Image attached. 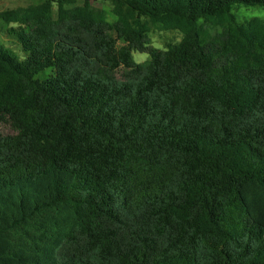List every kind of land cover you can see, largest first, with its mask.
I'll return each mask as SVG.
<instances>
[{
    "label": "trees",
    "instance_id": "trees-1",
    "mask_svg": "<svg viewBox=\"0 0 264 264\" xmlns=\"http://www.w3.org/2000/svg\"><path fill=\"white\" fill-rule=\"evenodd\" d=\"M109 1L0 14V264H264V0Z\"/></svg>",
    "mask_w": 264,
    "mask_h": 264
},
{
    "label": "rangeland",
    "instance_id": "rangeland-1",
    "mask_svg": "<svg viewBox=\"0 0 264 264\" xmlns=\"http://www.w3.org/2000/svg\"><path fill=\"white\" fill-rule=\"evenodd\" d=\"M45 1L53 2L52 10L53 13H56L57 10V0H0V14L5 11L15 10V9H24L28 7H32L35 5H40ZM66 7L79 6L83 5L85 1H88L94 7L101 8L106 13V18L109 23L116 25V18L113 16L111 9V2L109 0H62ZM232 13L234 14L236 20L239 23H244L253 18H259L264 21V6H255V7H243V6H234L232 8ZM9 27H5L4 22L0 19V41L6 46L14 50L16 53L20 54L19 47L13 39L6 33ZM111 38L116 39V33H110ZM181 39V34L176 31H166L157 26L151 28L150 32V41L151 45L159 50H164L170 44L178 43ZM0 42V45H1ZM122 44L121 40L116 41V46H120ZM2 46V45H1ZM133 59L136 63H141L147 59V54L133 52ZM117 76L122 80L132 79L127 70L123 68H119L117 71ZM0 133L8 134L10 130L7 126H0Z\"/></svg>",
    "mask_w": 264,
    "mask_h": 264
}]
</instances>
